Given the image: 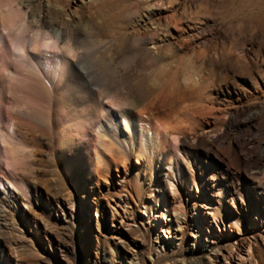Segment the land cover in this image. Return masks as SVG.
Listing matches in <instances>:
<instances>
[{"label":"rangeland","instance_id":"obj_1","mask_svg":"<svg viewBox=\"0 0 264 264\" xmlns=\"http://www.w3.org/2000/svg\"><path fill=\"white\" fill-rule=\"evenodd\" d=\"M15 5L30 31L61 35L62 64L10 55L0 131L34 152L0 160V264H264V0ZM91 59L95 91L69 71ZM110 115L109 155L59 142L82 117L102 134Z\"/></svg>","mask_w":264,"mask_h":264},{"label":"bare ground","instance_id":"obj_2","mask_svg":"<svg viewBox=\"0 0 264 264\" xmlns=\"http://www.w3.org/2000/svg\"><path fill=\"white\" fill-rule=\"evenodd\" d=\"M15 2H16V0H0V113H1L2 116H5L6 115V111H4V108H3L4 101H5V96H4L5 94H3L4 93L3 92L4 91V86L6 87V85H9L10 84L9 82H12V80L13 81L16 80V77H17V75L14 72L9 71V68H8V67H10L9 66V64H10L9 63L10 62L9 60L11 58L10 57L11 52L12 53L15 52V50H14V48L12 46V36L14 35V33L11 31V29L13 28L14 25L19 24V22H21V20H22L27 25L28 29L30 30V22L26 19L25 14L19 8L16 7ZM4 3H11V4H13V7L8 11L7 14H5L4 11H3V4ZM5 29H8L9 31L6 33L5 32ZM41 34H42V36L44 35V33H41ZM54 38L56 39V40L54 39L56 41V43L51 48H48V49L43 48V49L45 50V53H46L47 57L50 60L55 61L56 62L55 63L56 65L57 64H62V62L59 61L60 59H59V57H58L57 54L59 52H61L60 46L58 45V41L59 40L63 41V40H62V37H61L60 34H56L54 36ZM11 48H12V51H11ZM29 48L31 49V43H29L28 45H26V47H25V55L23 57H21L16 52L20 56V58H22L24 60V63L26 65H28L29 63H31L34 60V58L32 56L33 55L32 53H34V52L33 51H30L29 52V50H28ZM37 51H39V50L37 49ZM102 51H103V49H102ZM97 54H99V53H97ZM106 54H107V52H106ZM62 56H64V55H62ZM104 56H105V54H104ZM97 58H98V61L101 59L99 56ZM65 60L66 59L64 58L63 59L64 63L67 62ZM95 60H97V59H95ZM91 61L92 62H90L89 64H87V66H85L84 64H82V63H80L78 61H72L70 63V70L69 71L73 72L74 74H76L79 77V79L81 78L83 80L84 86H85V88L87 90H89V91H95L93 89V87L97 88V86L93 82V77H94L95 72H96L95 71V68H96V63L98 61L96 62V61H94V59L93 60L91 59ZM98 64H99V62H98ZM54 67L57 68V66H55V65H54ZM7 83H9V84H7ZM140 83L142 84L143 81L140 80ZM4 84H6V85H4ZM88 93H90V92H88ZM127 111H128V109H127ZM127 111L125 110V111H121V113H119V116L121 118V121H120L121 122V125L124 126L123 128H124V131L126 133H128V131H130L129 133L136 132L137 135L139 136L140 141H142V143H143V141H145V140H143V139H145L144 137L147 138V135H150V133L148 132L147 128L145 127V124H144L143 120L140 118V116H138L137 114H132L131 115ZM110 116H111L110 120L109 119L108 120H105V121H103V125L102 124H101L102 126L100 125V128L101 127L103 128L102 129V134L101 133H98L97 134L96 132H94L96 129L93 131V128L90 131L91 132L93 131L94 133L93 134L90 133L89 130H87V127L85 126V122H84L85 121L84 120L85 117H84V119H83V117H82V119L80 117H77V118H80V119H78V121H77L78 123H76L77 126H75L76 129H74V130H76V132L72 131V129L74 128V126H73L72 129L69 126H64L62 129L60 128L62 131H59V134L58 133L56 134L57 137H59L58 140L61 143V145L64 146V148L66 150L68 148H70V146L73 145V144H74V146L76 145V147H78L79 149L83 147L82 150L85 149L86 147H88L89 145H91L93 147V149H94V151L92 152V154L93 155H96L95 158L97 157V154L99 153L97 151H100V154H102V156H105V155L107 156L110 153H112L114 149H120V141H121L117 137L118 124L115 121L116 120L115 119L116 116L115 115H110ZM125 117L127 119H125ZM59 119H62V118H59ZM62 122L64 123V121H62ZM70 126H72V125H70ZM152 136H153V134H152ZM5 143L8 144L9 141L7 140V137L4 136L3 133H1V131H0V147L3 146V151L0 150V160H5V159H7L10 156L9 155L10 150L4 146ZM97 148L99 150H96ZM172 154H174V155L177 154L176 149L174 150V152H172ZM98 156H100V155L98 154ZM177 156H178V154H177ZM262 156H264V152H263ZM96 161H98V159ZM100 161H103V160H99V162ZM105 162H107L108 165H109V163H110L109 157L106 158V161ZM7 184H10V183L7 182ZM208 216L211 217L212 221L215 220V217L214 216H216V215H213V213L209 212L208 213ZM231 221H233L235 223L234 219H231ZM177 226L179 227V223H177ZM243 257L241 255L240 256H237V260H236L235 264H243L244 262H247L246 255H245L244 258Z\"/></svg>","mask_w":264,"mask_h":264},{"label":"clouds","instance_id":"obj_3","mask_svg":"<svg viewBox=\"0 0 264 264\" xmlns=\"http://www.w3.org/2000/svg\"><path fill=\"white\" fill-rule=\"evenodd\" d=\"M13 7V4L11 3H4L3 4V11L5 14L8 13V11ZM33 24H35L36 22L33 21ZM9 30L5 29V32L7 33ZM11 31L14 33V35L12 36V46L15 50V52H17L21 57H23L25 55V47L26 45H28L29 43H31V51L35 52L37 51V49L39 48H51L56 41L49 35V34H44L42 36L40 31H30L27 27V25L21 20V22H19V24L14 25L13 28L11 29ZM29 36L30 37V41L25 39V36ZM53 40L54 43L53 44H46V42L48 40ZM5 147L10 148V152L9 155L13 157L12 161L6 160L5 162L7 164H11L12 162H14L15 157L19 154L22 157L25 158V161L27 159H31V153L34 152V149L29 148L23 144H17L16 147L12 148L10 145H8L7 143L4 144Z\"/></svg>","mask_w":264,"mask_h":264},{"label":"snow or ice","instance_id":"obj_4","mask_svg":"<svg viewBox=\"0 0 264 264\" xmlns=\"http://www.w3.org/2000/svg\"><path fill=\"white\" fill-rule=\"evenodd\" d=\"M53 43H54V41L51 39L46 42V44H53Z\"/></svg>","mask_w":264,"mask_h":264}]
</instances>
